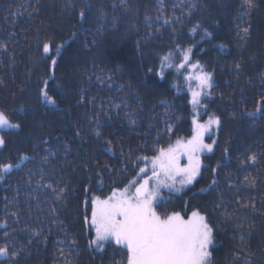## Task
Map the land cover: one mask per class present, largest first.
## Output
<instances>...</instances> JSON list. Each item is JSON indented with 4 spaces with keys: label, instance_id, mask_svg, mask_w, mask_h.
<instances>
[{
    "label": "trees",
    "instance_id": "1",
    "mask_svg": "<svg viewBox=\"0 0 264 264\" xmlns=\"http://www.w3.org/2000/svg\"><path fill=\"white\" fill-rule=\"evenodd\" d=\"M0 45V111L20 125L1 130L0 164H21L0 180V264H126L120 245L89 246L84 218L92 196L135 176L136 157L191 133L187 82L174 67L156 75L177 45L212 74L199 119L214 113L221 127L197 182L156 210L203 213L211 263L264 264V0H0Z\"/></svg>",
    "mask_w": 264,
    "mask_h": 264
},
{
    "label": "snow or ice",
    "instance_id": "2",
    "mask_svg": "<svg viewBox=\"0 0 264 264\" xmlns=\"http://www.w3.org/2000/svg\"><path fill=\"white\" fill-rule=\"evenodd\" d=\"M120 2L125 4L126 0ZM245 3L249 7L253 6V0H245ZM79 16L83 27V24L88 23L87 12L82 10ZM198 27L199 25L192 31L195 32ZM243 31L246 33L248 30ZM205 36L211 37V33L205 31ZM64 43L55 46L56 56L61 54ZM42 47L45 56L49 57V53L52 52L50 42H44ZM192 57V47L183 48L177 45L175 50L159 55V71L156 72L160 79H165V69L174 67L187 82L190 93L188 102L193 111L190 136L177 138L174 143L166 147L154 146L152 151L155 155L151 157H136L138 164L145 165L138 170L140 179L130 181L122 189L113 188L111 194L104 198L95 195L90 198L91 218L89 221L86 215L84 223L86 225L90 223L95 229V238L89 242V246L94 245L102 250L103 242L114 240L116 245L126 250V264H211L213 228L204 215L192 211L186 219L177 211L158 213L156 210L159 202L165 200L161 194L163 189L179 193L188 185H192L201 174L200 154L204 151L212 152L216 144L215 139L212 143H205V136H211L214 129L218 130L221 127V119L214 113L209 114L206 121L201 122L199 119V110H206L202 101L211 95L210 90L214 87V83L212 74L204 71L200 62L193 61ZM49 58L54 67L57 60ZM176 60L179 62L177 63ZM237 69H239L238 65ZM148 72H153V69L149 68ZM41 96L46 104L55 106V100L49 96L46 89H41ZM260 111L261 109H257L256 112H249L247 115L250 118H257ZM130 122L135 123L132 120ZM19 128L20 125L13 123L8 113L0 111V129ZM166 130L171 132L172 126L168 125ZM96 135L99 137L101 133L97 131ZM105 143L111 144L112 141L106 140ZM156 144H159L158 140ZM4 145L5 139L0 136V147ZM182 158H186L187 163H182ZM28 159L30 157L26 155L20 157V161ZM249 159L255 161L256 158L252 156ZM148 164L151 165L150 169ZM19 167H21L19 162L0 164V180L4 179L5 174L10 173L13 168ZM216 183V180L212 181L213 185ZM88 200L89 198L86 197V206ZM6 226V224L0 225V227ZM17 255L16 252L11 253V257ZM8 257L9 249L0 247V258Z\"/></svg>",
    "mask_w": 264,
    "mask_h": 264
},
{
    "label": "rangeland",
    "instance_id": "3",
    "mask_svg": "<svg viewBox=\"0 0 264 264\" xmlns=\"http://www.w3.org/2000/svg\"><path fill=\"white\" fill-rule=\"evenodd\" d=\"M1 130H4V129H0V132H1ZM215 130V129H214ZM214 132V131H213ZM191 134V133H190ZM190 134L189 135H187V136H184V137H178V138H187V137H189L190 136ZM213 135V134H212ZM212 135L211 136H208V135H206L205 136V143H212ZM0 136H2V134L0 133ZM175 142V141H174ZM173 142V143H174ZM3 147V146H2ZM2 147H0V149L2 148ZM213 148H214V146H213ZM206 154H210V152H207V151H204V152H202L201 154H200V160H201V165H202V157H203V155H206ZM149 157H151V156H149ZM182 163H187V160H186V158H182V161H181ZM145 165L143 164V163H140V165L137 167V169L139 170V168L140 167H144ZM148 168L150 169L151 168V165L150 164H148ZM203 168V166L201 167V169ZM138 170L136 171V173H135V176H132L130 179H128V182L123 186V187H121V188H117V189H122V188H124L125 186H127L128 184H129V182L130 181H132V180H136V179H140V176H138ZM202 171V170H201ZM141 176L143 175V174H140ZM148 175H150V172L148 173ZM200 178V175L197 177V179L193 182V184L192 185H188L187 187H185L181 192H183V191H186V190H188L191 186H193L196 182H197V180ZM170 193H172V192H169L167 189H163L162 190V196L165 198V197H167L168 196V194H170ZM173 193H175V192H173ZM193 211H198V210H193ZM192 212V211H191ZM199 212V211H198ZM181 213V212H180ZM200 213V212H199ZM182 214V213H181ZM201 215H204L203 213H200ZM91 215V214H90ZM191 215V213L189 214V216ZM188 216V217H189ZM205 216V215H204ZM188 217H185L186 219L188 218ZM91 218V217H90ZM90 218H89V221H90ZM207 222H208V220H207ZM209 223V222H208ZM90 224V223H89ZM91 225V224H90ZM92 227V226H91ZM92 230H93V233H94V236H95V229L92 227ZM213 240H214V238H213ZM108 242H112V243H114L115 244V241L114 240H108V241H105V242H103V244H104V246H103V248L105 247V245H106V243H108ZM214 246V241H213V245L211 246V249H212V247ZM95 247V246H94ZM211 249H210V251H211ZM211 256H212V252H211ZM212 258V257H211ZM211 264H213V263H211Z\"/></svg>",
    "mask_w": 264,
    "mask_h": 264
}]
</instances>
